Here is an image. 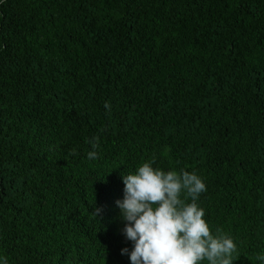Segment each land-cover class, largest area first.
Returning <instances> with one entry per match:
<instances>
[{
	"label": "trees",
	"instance_id": "obj_1",
	"mask_svg": "<svg viewBox=\"0 0 264 264\" xmlns=\"http://www.w3.org/2000/svg\"><path fill=\"white\" fill-rule=\"evenodd\" d=\"M144 162L198 174L233 264L264 261V0H0V256L130 264Z\"/></svg>",
	"mask_w": 264,
	"mask_h": 264
},
{
	"label": "clouds",
	"instance_id": "obj_2",
	"mask_svg": "<svg viewBox=\"0 0 264 264\" xmlns=\"http://www.w3.org/2000/svg\"><path fill=\"white\" fill-rule=\"evenodd\" d=\"M104 106L110 109L107 102ZM96 147L93 143L88 159L97 157ZM121 178L124 195L116 204L124 222L121 232L131 242L121 255L130 264H201L205 259L209 264H233L236 244L231 237L210 231L205 210L197 203L207 190L198 174L165 172L144 162ZM101 212L95 208L97 217ZM0 264H8L6 257L0 256Z\"/></svg>",
	"mask_w": 264,
	"mask_h": 264
}]
</instances>
